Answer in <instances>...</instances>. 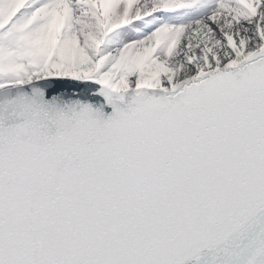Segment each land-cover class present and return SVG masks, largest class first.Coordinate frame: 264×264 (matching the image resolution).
I'll return each instance as SVG.
<instances>
[{
  "label": "snow or ice",
  "instance_id": "1",
  "mask_svg": "<svg viewBox=\"0 0 264 264\" xmlns=\"http://www.w3.org/2000/svg\"><path fill=\"white\" fill-rule=\"evenodd\" d=\"M0 264H264V0H0Z\"/></svg>",
  "mask_w": 264,
  "mask_h": 264
}]
</instances>
